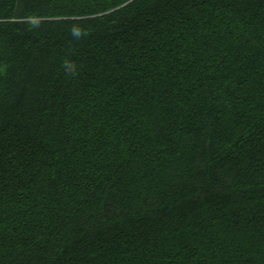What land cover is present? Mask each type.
Returning a JSON list of instances; mask_svg holds the SVG:
<instances>
[{"label":"trees","instance_id":"trees-1","mask_svg":"<svg viewBox=\"0 0 264 264\" xmlns=\"http://www.w3.org/2000/svg\"><path fill=\"white\" fill-rule=\"evenodd\" d=\"M0 264H264V0H0Z\"/></svg>","mask_w":264,"mask_h":264},{"label":"clouds","instance_id":"clouds-1","mask_svg":"<svg viewBox=\"0 0 264 264\" xmlns=\"http://www.w3.org/2000/svg\"><path fill=\"white\" fill-rule=\"evenodd\" d=\"M73 33L75 34V35H79L80 34V31L78 30V29H73Z\"/></svg>","mask_w":264,"mask_h":264}]
</instances>
